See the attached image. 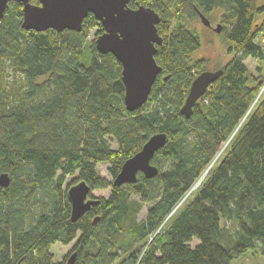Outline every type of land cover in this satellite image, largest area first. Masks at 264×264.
Instances as JSON below:
<instances>
[{
	"label": "trees",
	"instance_id": "trees-1",
	"mask_svg": "<svg viewBox=\"0 0 264 264\" xmlns=\"http://www.w3.org/2000/svg\"><path fill=\"white\" fill-rule=\"evenodd\" d=\"M139 6L159 16L161 70L145 104L128 112L120 63L87 39L91 28L103 32L92 14L80 32H36L21 28L20 3L7 5L0 175L10 181L0 187V264H65L72 253L73 264H231L250 249L264 257V49L256 41L264 42V0L128 2ZM216 11L233 57L186 118L180 109L204 70L191 60L200 48L191 22ZM246 58L258 61L257 75ZM156 133L167 135L151 160L157 175L113 186L123 162ZM100 163L110 181L98 175ZM81 181L98 202L72 222L66 191ZM107 188V198L91 196ZM72 242L55 261L52 246Z\"/></svg>",
	"mask_w": 264,
	"mask_h": 264
},
{
	"label": "water",
	"instance_id": "water-1",
	"mask_svg": "<svg viewBox=\"0 0 264 264\" xmlns=\"http://www.w3.org/2000/svg\"><path fill=\"white\" fill-rule=\"evenodd\" d=\"M10 2L22 5L21 28L36 32L48 29L57 32L64 30L80 32L83 20L88 14H92L103 30L94 39L97 52L112 54L121 65L125 109L134 112L145 104L161 70L154 59L156 46L162 42L156 28L159 23L157 13L144 6L130 8L129 0H39V5H32L29 0H0V20ZM198 14L201 23L210 27V21L203 14ZM213 30L220 33L221 25L217 24ZM222 72V69L205 70L195 76L180 109L181 115L186 118L191 115L195 103ZM166 142L167 135L164 133L150 136L136 154L123 162L112 180V185L133 184L136 182L137 173H141L147 179L154 178L158 170L151 164V160ZM9 181L6 174L0 175L1 188L7 187ZM66 194L70 203L72 222L77 221L98 202L89 197L90 189L83 181L70 186ZM74 260L75 253H72L65 264H73Z\"/></svg>",
	"mask_w": 264,
	"mask_h": 264
},
{
	"label": "rangeland",
	"instance_id": "rangeland-1",
	"mask_svg": "<svg viewBox=\"0 0 264 264\" xmlns=\"http://www.w3.org/2000/svg\"><path fill=\"white\" fill-rule=\"evenodd\" d=\"M220 13L219 12H213L209 14L207 17L210 21L211 27L204 26L200 19H196L191 22V28L195 31V33L198 35L200 40V48L193 53L192 55V62L196 60H202L203 61V68L208 71H215L217 69L222 68L232 57L233 55H230L228 53V47L227 44L224 43L222 38L219 36V33L214 32V28L217 24H220ZM261 22V17H257L255 19L254 24L258 27V24ZM221 25V24H220ZM98 28H91L87 32V39L92 40L96 38V35L98 33ZM258 43H261L263 49H264V42L261 41V39L256 40ZM243 63L246 65V67L249 69V71L257 75L256 68L259 65L258 61L252 58H246L244 59ZM264 75V65H263V72ZM108 165L106 163H100L97 165V172L98 175L102 178H105L107 180H111L110 175L107 172ZM76 178V175L68 177L66 179L65 185L70 183L72 180ZM110 194V189H104V190H95L91 192V196L94 197H104L107 198ZM145 209L143 208L141 212L138 215V219H142L145 215ZM230 226V223H227V227ZM196 241L192 240L190 243V246H195ZM73 245V242L68 245H62V244H55L50 249V252L53 254L55 261H61L64 256H66L69 251L71 250V247ZM231 264H264V257L261 255L260 251L257 249H250L246 253L240 255L236 259H234Z\"/></svg>",
	"mask_w": 264,
	"mask_h": 264
},
{
	"label": "flooded vegetation",
	"instance_id": "flooded-vegetation-1",
	"mask_svg": "<svg viewBox=\"0 0 264 264\" xmlns=\"http://www.w3.org/2000/svg\"><path fill=\"white\" fill-rule=\"evenodd\" d=\"M210 27H211V26H210ZM210 27H209V28H210Z\"/></svg>",
	"mask_w": 264,
	"mask_h": 264
}]
</instances>
